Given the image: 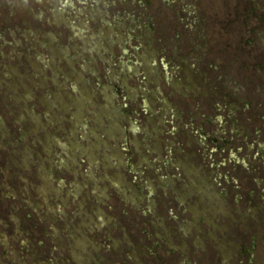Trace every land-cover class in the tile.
<instances>
[{
	"label": "rangeland",
	"instance_id": "rangeland-1",
	"mask_svg": "<svg viewBox=\"0 0 264 264\" xmlns=\"http://www.w3.org/2000/svg\"><path fill=\"white\" fill-rule=\"evenodd\" d=\"M0 264H264V0H0Z\"/></svg>",
	"mask_w": 264,
	"mask_h": 264
}]
</instances>
